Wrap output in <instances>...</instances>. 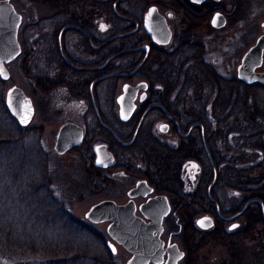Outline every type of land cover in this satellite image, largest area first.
Returning a JSON list of instances; mask_svg holds the SVG:
<instances>
[{"label": "trees", "instance_id": "1", "mask_svg": "<svg viewBox=\"0 0 264 264\" xmlns=\"http://www.w3.org/2000/svg\"><path fill=\"white\" fill-rule=\"evenodd\" d=\"M182 6L181 3L179 8L183 9ZM200 50L181 46L176 54L163 55L153 61L151 66L159 74L150 79L151 88L158 83L166 91L151 97L169 111L175 110L173 103L181 104L182 107L176 109L191 112L194 118L204 122V113L208 110L206 143L217 171L212 192L219 202L256 198L264 210L263 86L220 75L203 61L204 54ZM20 56L26 75L35 79L44 91L47 90L45 81H57L60 77L57 62L51 70L47 69L39 43L33 46L23 41ZM175 88L178 91H172ZM207 103L209 107L205 108ZM14 122L17 133L12 129ZM16 124L0 95V264H112L106 245L100 244L91 229L66 207L49 174L46 159L41 155L43 149L35 143L30 149L25 147V138L19 133L22 130ZM95 128L103 130L99 124ZM95 128L87 129V139L75 150L81 152L86 163L92 151L88 136L100 137ZM143 133L142 127L138 137ZM102 135L100 138L107 137ZM188 147L187 142L175 148L137 138L129 153L135 158H130L128 168L146 179L157 192L187 199L189 196L182 194L185 189L181 168L185 165ZM191 147L198 151L200 166L210 170L211 164L199 141L193 139ZM31 152L38 158L34 171L28 169L25 162V156ZM91 168L90 178L95 185L107 183L104 171L94 172ZM223 169L224 177H221ZM223 183L225 193H229L226 196L221 195ZM207 204L205 190L201 188L194 192L193 202L180 208L184 241L189 243L185 264H208L205 258L208 248L222 247L228 255L219 264H263L264 235L241 237L237 242L233 237L223 236L217 226L208 231L194 226L195 218L209 207ZM245 216L249 222L247 230L250 231V222L255 221L257 232H264L259 206L253 205Z\"/></svg>", "mask_w": 264, "mask_h": 264}, {"label": "flooded vegetation", "instance_id": "2", "mask_svg": "<svg viewBox=\"0 0 264 264\" xmlns=\"http://www.w3.org/2000/svg\"><path fill=\"white\" fill-rule=\"evenodd\" d=\"M41 1L45 5L48 14L26 26V39L28 40V45L34 46L35 43L41 45L43 60L48 70L53 68V63L57 62L59 64L60 77L57 81L49 79L45 81L44 84L47 88L45 91L46 93L59 91L63 94H69L73 101L78 99L84 109L91 114V117L85 119L83 124L74 122L71 119L63 122H73L83 127L84 138L81 145L87 139V129L91 131L97 124L104 131L97 128L94 130L100 132V137L103 136L102 134L107 136L106 138L88 136L92 145L91 154L88 156L89 163L85 162L86 159L83 158L81 152L75 151L81 145L70 150L82 158L87 175L92 177L93 172H90V167L92 166L91 169L94 172L97 170L104 171L106 179L109 181L110 178L106 173L107 171L115 169L118 173H122L128 170L130 158H135L134 155L131 156L129 153L137 138L140 141H154L164 147L175 148L181 142H187L189 151L187 150L185 165L181 168V178L182 188L186 189L189 186L184 191L185 193L182 192V194L189 197L182 200L176 196L169 197L168 193L157 192L146 179L139 177L138 180H145L153 188V192L147 197L138 196L134 199L135 205L138 207L150 196L164 195L167 197L170 210L163 217V231L160 238L162 239V235L166 232L165 222L167 221L168 224V221H170V224H168L170 231L167 239L166 241L162 240L165 246L168 243H176L178 248L183 251L184 255L177 264H185L187 252L189 251V243L184 241L180 208L193 202L194 192L201 188L205 190L209 207L205 209L206 211L203 214L195 218L194 226L197 229L208 231L217 226L223 236L233 237L237 242L241 237L256 238L264 235L262 231L257 232V223L255 221L250 222V231L247 230L249 222L245 216L253 205H257L261 210L262 222L264 223L263 204L256 198L238 201H225L226 199H224L220 203L217 195L212 192L217 179V171L213 167V163L210 170L201 167L197 155L198 151H193L191 147L193 139L199 141L205 158L211 163L205 135L210 121L208 110L204 113L205 122L202 119L194 118L191 112L176 109L182 107L181 104L173 103L171 106L175 110L169 111L165 105L153 100L151 97V95L164 92L166 89L158 83H155L154 87L151 88L150 82L151 78H155L159 74L151 66L154 63L153 61L158 58L161 59L163 55L176 54L181 46L201 48L200 52L204 54L205 40L194 39V36H200L201 34L199 33L203 31H220L226 27L240 31L245 25L241 21V17H251L253 15L252 9H255L260 0H203L201 2L191 0ZM181 3L183 4V9L179 8ZM152 7H155L157 12H152V15L146 21V15ZM216 14L223 16V23L220 26L216 24L221 21V16L214 19ZM160 16L164 17L170 30V39L166 44L158 42V40L165 38ZM213 20L216 22L213 23ZM21 24L18 29V40L20 38L19 42L22 52L23 40L19 34ZM101 25L106 27L102 30ZM259 27L263 30L261 33L263 34L264 20L260 21ZM178 33L179 37H177ZM193 53L194 49L192 50V55ZM240 63L236 68V76ZM262 66L263 60L261 66L257 67L255 72H264V66L263 68ZM260 68L262 69L259 70ZM113 79L123 80L125 81L124 84L133 80L136 82L129 84L136 85L138 82L147 84L146 89L138 91L135 109L127 121L120 120L117 101V115L112 112L113 84L116 83L112 81ZM251 84L264 86L257 81ZM180 90H183V88ZM172 91H178V89L175 88ZM143 92H145V98L140 100L139 97ZM102 107L110 110V119H107L106 114L101 111ZM208 107L209 104H205V108ZM162 124L167 125L164 131L160 130ZM142 127L144 133L138 137V132ZM161 137L167 139H162ZM101 143L106 145V149L114 157V165L112 167L101 168L95 165V146ZM214 177L215 182L210 187ZM221 177H224V169L221 171ZM95 178H97V175ZM220 188L222 196L229 194L224 191V183L221 184ZM128 200L129 198L127 197ZM136 200H138V203ZM243 208V212L239 214ZM136 214L142 216L138 210H136ZM202 216L211 218L212 226L210 228L201 229L196 225L197 219ZM148 221L146 219V222ZM233 224L238 225V227L233 229Z\"/></svg>", "mask_w": 264, "mask_h": 264}, {"label": "rangeland", "instance_id": "3", "mask_svg": "<svg viewBox=\"0 0 264 264\" xmlns=\"http://www.w3.org/2000/svg\"><path fill=\"white\" fill-rule=\"evenodd\" d=\"M41 2V0H11L15 10L22 16L19 34L22 36L24 42L28 43L26 39V26L48 14L45 5ZM259 2L260 3L255 9H252L253 15L251 17H241V21L244 22L245 25L240 31L226 27L224 30L220 31H203L199 33L201 34L200 36H194V39L205 40H203L206 43V46H204L205 56L203 57V61H207L212 65L220 75L237 79V65L240 63L244 53L254 44L257 37L262 33L263 30L259 27V23L264 20V0H260ZM178 35L179 33L177 37H179ZM38 37L41 38L42 36ZM6 67L10 73V78L8 80L0 79V95L2 100L4 101L6 90L12 85H17L31 98L34 106V115L29 125L20 127L16 124L22 130L19 132L22 138H25L24 146L30 149V145L35 143L39 148L43 149V151L40 149L41 155L46 159L49 174H51L52 181L60 193V196L65 201L66 207L76 219L80 220L84 226L91 229L92 235L95 236L94 238L100 244H105L107 240H111L106 233L108 222L93 224L85 218V212L91 205L103 199H112L117 203L126 202L127 191L134 186L139 177L131 173L129 168L122 173H118V171L114 169L113 171L109 170L106 172L110 178L107 183L95 185L92 178L87 177L85 164L77 153L70 151L63 155H58L54 151L53 145L59 126L69 119L83 124L85 119L91 117V114L84 109V106L79 103L78 99L73 101L69 94H63L59 91L46 93V91L37 84L35 79L26 75L22 64V56H18L15 60L6 65ZM112 81L116 82L113 84L112 112L117 115V104L115 99L122 92V85L125 81L116 79ZM135 82L136 81L133 80L129 83L134 84ZM262 93L264 94V86L262 88ZM101 111L106 114L107 119H110V110L102 107ZM11 125L12 129L17 133L19 130L15 128V122ZM116 125L118 124L116 123ZM37 159V156L33 152L25 156V162L29 166L28 169L32 171H34L33 169H37ZM209 159L211 161L210 155ZM42 164L43 162L41 165ZM210 164L212 165V161ZM188 187L189 186H187L186 189ZM225 201H227V199ZM136 202L138 203V200H136ZM168 224H170V221H168ZM168 224L166 221V232L162 235V239L165 241L170 231ZM114 244L116 246V253L112 254L108 250L110 261L112 264H125L130 257V253L115 242ZM207 251L205 258L208 264H219L223 259H226V255H228L223 247L208 248Z\"/></svg>", "mask_w": 264, "mask_h": 264}, {"label": "water", "instance_id": "4", "mask_svg": "<svg viewBox=\"0 0 264 264\" xmlns=\"http://www.w3.org/2000/svg\"><path fill=\"white\" fill-rule=\"evenodd\" d=\"M201 2L203 0H191ZM155 9L150 8L146 15V21L149 18V12ZM221 21L216 24L222 25ZM161 17V16H160ZM218 17L215 15L214 19ZM162 30L165 34L163 40H158L161 44H166L170 39V30L167 27L164 17H161ZM22 21L21 15L15 10L11 0H0V74L1 80H8L10 73L6 67L21 54V44L18 40V29ZM214 21V20H213ZM264 53V33L261 34L255 43L244 53L241 63L238 66L237 77L239 80L251 84L255 81L264 85V72H255V69L262 64ZM145 82H138L136 85L125 83L122 86V92L117 96L116 101L119 105V118L121 121H127L135 109V101L140 89H146ZM140 100L145 98V92L140 95ZM4 103L9 114L16 120L20 127H26L32 120L34 106L31 98L17 85L10 86L5 93ZM124 117H127L125 119ZM27 119V122H23ZM98 119L100 120L99 116ZM143 119V118H142ZM142 122V120H141ZM139 123V126L141 124ZM166 124L160 126L164 131ZM84 138L83 127L77 123L66 122L59 126L55 142L54 151L62 155L79 145ZM207 152V150H206ZM95 165L101 168H108L114 165V157L106 149L105 144L95 146ZM98 160L103 163H97ZM215 182V177L210 187ZM153 188L145 180H138L135 185L127 191L129 200L126 203L119 204L112 199H103L94 203L85 212V218L93 223L108 222L106 233L112 240L106 241V246L110 253H116V246L113 241L122 246L130 257L125 264H177L182 259L184 253L176 243H168L164 246V241L160 238L163 226L162 220L170 210L167 197L164 195L150 196L147 200L136 207L134 199L138 196L147 197L151 195ZM254 201V200H252ZM138 210L142 216L136 214ZM244 208L239 212L242 213ZM204 218L206 225L201 227L198 223ZM146 219L149 221L146 222ZM196 225L201 229H208L212 226L210 217L202 216L197 219ZM115 249V252H113Z\"/></svg>", "mask_w": 264, "mask_h": 264}, {"label": "snow or ice", "instance_id": "5", "mask_svg": "<svg viewBox=\"0 0 264 264\" xmlns=\"http://www.w3.org/2000/svg\"><path fill=\"white\" fill-rule=\"evenodd\" d=\"M154 11H155V9L151 10V11L149 12V16H151V15H152V12H154ZM218 16H219V14H218ZM215 22H216V21L214 20L213 23H215ZM105 27H106L105 25H101V29H102V30H103ZM0 74H3L2 69H0ZM124 118L127 119V117H124ZM23 122L26 123V122H27V119H25ZM97 163H103V161L98 160ZM207 219H208V218H204V220H201V221L198 222V223L200 224L201 227L210 226V224L206 225V223H205V221H207ZM237 227H238V225H236V224H233V225H232V228H233V229H235V228H237ZM113 252H115V249H113Z\"/></svg>", "mask_w": 264, "mask_h": 264}, {"label": "bare ground", "instance_id": "6", "mask_svg": "<svg viewBox=\"0 0 264 264\" xmlns=\"http://www.w3.org/2000/svg\"><path fill=\"white\" fill-rule=\"evenodd\" d=\"M122 247V246H121Z\"/></svg>", "mask_w": 264, "mask_h": 264}]
</instances>
